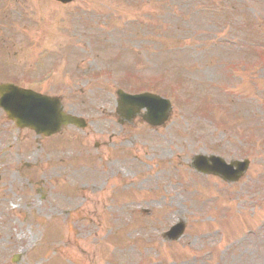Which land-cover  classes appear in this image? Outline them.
Segmentation results:
<instances>
[{
	"label": "rangeland",
	"instance_id": "rangeland-1",
	"mask_svg": "<svg viewBox=\"0 0 264 264\" xmlns=\"http://www.w3.org/2000/svg\"><path fill=\"white\" fill-rule=\"evenodd\" d=\"M211 1L0 0V79L13 77L60 94L69 110L95 118L83 131L70 127L55 142L46 141L45 159L54 156L48 147L60 142V150H67L70 138L94 151L95 142L106 139L97 151L114 157L93 164L101 170L121 162L131 186L115 201L121 222L110 223L109 215L101 228L85 219L73 229L72 218L54 217L59 213L48 208L37 211L45 194L35 188L39 168H30L34 161L23 156L26 148L17 156V147L4 149L16 138L4 128L0 264H264V55L251 58L257 71L233 70L239 95L250 98L247 104L237 99L238 110L227 109L229 97L214 90L207 94L216 111L203 115L206 100L199 104L197 96V80L214 88L223 81L224 63L237 60V46L248 51L247 40L252 47L264 44V0ZM249 77H255L252 85L245 82ZM119 83L129 91L173 93L168 124L157 131L144 122L128 127L113 115L102 117L103 106L116 112ZM78 135L88 146L77 143ZM211 149L229 158L248 157L247 174L231 185L191 170L193 155ZM32 150L38 155L43 148ZM24 171L33 187L22 179ZM89 175L83 178L92 180ZM53 200L60 208L69 204ZM32 210L35 216L21 225L23 211ZM179 219L187 224L185 234L165 240L162 232ZM15 254L19 262H13Z\"/></svg>",
	"mask_w": 264,
	"mask_h": 264
},
{
	"label": "water",
	"instance_id": "water-1",
	"mask_svg": "<svg viewBox=\"0 0 264 264\" xmlns=\"http://www.w3.org/2000/svg\"><path fill=\"white\" fill-rule=\"evenodd\" d=\"M1 92H9L8 95H14L15 93H17L19 91L17 89H9V88H7V86H3ZM119 94L121 95V97L122 96L124 97V99L121 100L122 102H125V100H126V103L121 104L123 108H126L128 105H130V103H134V102L141 103L142 102V101H140V99H141L140 97H142V95H131V96H129V95L122 94L120 91H119ZM27 99H28L27 96L20 97L18 104L19 105L24 104L27 101ZM51 99H52V101H57V99H54V98H51ZM44 100H45V98H43V97L39 98V101H41V102ZM29 102H31V101H29ZM58 110H56V109L54 110L55 116L58 120V124H61L63 122L66 123V122H70V121L76 122L79 124H83V122L80 121L79 119L74 118V117H69V116L65 115L64 113H62L60 110L59 111ZM40 112L42 113V115L44 116V118L47 121V118L49 117V115H47L44 110H40ZM50 119H51V115H50ZM246 167H247V165L245 166V163H244V166H241V168H238V174H236V177L241 175V173L243 174L244 169H246ZM230 168H231V165H230Z\"/></svg>",
	"mask_w": 264,
	"mask_h": 264
},
{
	"label": "flooded vegetation",
	"instance_id": "flooded-vegetation-1",
	"mask_svg": "<svg viewBox=\"0 0 264 264\" xmlns=\"http://www.w3.org/2000/svg\"><path fill=\"white\" fill-rule=\"evenodd\" d=\"M106 186H107V181L106 180H103L102 183H93L92 186H90L89 188H92L93 190L95 191H100L101 189H106ZM88 188H85V190H87ZM70 200L72 201V207L73 209L71 210V212H69L70 214H72V212H77L79 210H81V208H79L76 204V196L75 194H72L70 196ZM100 199H97L95 204H94V207L93 209L90 210V214H98V203H99ZM99 216V215H98Z\"/></svg>",
	"mask_w": 264,
	"mask_h": 264
}]
</instances>
